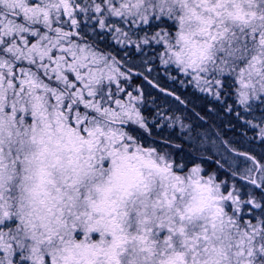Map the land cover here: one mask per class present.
<instances>
[{"label":"snow or ice","instance_id":"1","mask_svg":"<svg viewBox=\"0 0 264 264\" xmlns=\"http://www.w3.org/2000/svg\"><path fill=\"white\" fill-rule=\"evenodd\" d=\"M0 264H264V0H0Z\"/></svg>","mask_w":264,"mask_h":264}]
</instances>
